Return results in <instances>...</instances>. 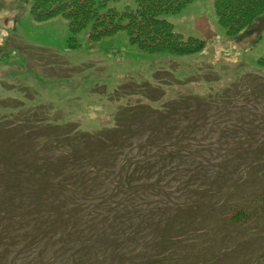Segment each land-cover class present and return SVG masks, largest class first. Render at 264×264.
Instances as JSON below:
<instances>
[{
    "label": "trees",
    "instance_id": "obj_1",
    "mask_svg": "<svg viewBox=\"0 0 264 264\" xmlns=\"http://www.w3.org/2000/svg\"><path fill=\"white\" fill-rule=\"evenodd\" d=\"M116 1L119 0H35L32 15L37 24H46L58 18L66 20L73 36L92 27L90 39L95 43L127 33L130 44L150 56L188 57L203 52L205 45L200 39L184 41L174 27L164 20L165 16L180 14L197 0H139L137 10L124 13L108 9V4ZM215 14L227 37L240 40L241 35L251 33L254 26L263 24L264 0H217ZM258 65L264 68V59ZM211 66L215 71L222 67V63L216 66L215 62ZM239 69L236 68L237 71ZM204 72L210 75L215 73L202 70L198 74ZM247 74H250L249 77L262 76ZM225 79L222 84L226 88L212 92L202 100L188 96L184 90L194 80L184 88L174 81L176 90L171 89L167 96L161 92L157 101L159 108L145 106L143 101L120 109L114 116L113 128H103L94 134L83 130L75 122L72 125L77 124L76 127L67 130L57 128V134L51 133L52 141L47 137L48 133L44 139L38 136L41 128L23 129L18 137L9 136L7 150L0 151V161L4 163L10 157L16 162L20 161L15 173L7 169L8 173L5 171L10 179L8 190L16 191L14 197L8 194L11 197L10 205L15 207V212H20L22 207L27 208L17 223L16 237H34L38 231L37 224H41L43 219L48 220L51 212H56L59 220L69 226L68 243L72 236L80 241V245L74 249L69 247L72 254L81 255L91 247L96 248V244L102 246L105 243H95L104 235H100L98 240H90L92 235L83 234L80 229L85 219L97 211L103 221L94 222L93 225L110 224L109 228H114L112 237L116 241L110 244V251L94 260L81 261L79 257L81 264H112L116 260L120 261L119 264H166L167 261L175 264L185 257L190 264H226L229 259L240 255L239 250H248L247 246L238 249L221 247L218 250L237 236L233 231L218 233L214 230L216 237L221 236V241L210 238L212 221L209 215L234 203L238 192L237 185H232L228 191H218L208 182H231L225 177L229 173H242L243 180L264 181V139L255 147L250 137L243 138L238 133L244 132L245 128L251 131L261 129L259 123L262 122L257 118L264 114L258 115L255 108H262L263 111L264 108L261 103H256L254 105L258 107H254L252 114H249L251 116L242 122L241 117L236 119L237 122L231 120L232 115L247 112L243 108L246 105L243 92L250 91V88L242 81L232 80V76ZM208 84L204 85L203 90L210 88ZM141 90L137 88L135 96H148ZM260 91L264 93V85ZM259 97H256L257 101ZM185 104L189 105L188 108L195 106L192 113L184 114L187 125L173 126L172 122L179 121L183 116L182 106ZM215 106H220L225 112L229 123H219L222 111L215 112ZM248 118L253 120L252 124H246ZM213 124L216 127L222 125L223 132L229 129L228 134L210 133ZM174 129H177V133L172 138ZM48 130L52 132L53 129ZM8 131L10 129L0 121V133ZM232 134H237L238 138L231 139ZM144 136L148 137L138 139ZM22 137L26 141L19 139ZM17 142H23L31 148L26 150L27 155L20 154L13 159L8 149ZM238 145L248 148L244 154L249 157L241 159L237 155ZM32 146H37L39 152ZM49 146L53 147L51 152L60 154L56 157L58 160L44 157ZM80 152L84 155L79 158L90 159L86 163L93 167L80 170L77 165ZM35 157L36 160H29ZM240 159L243 162H239ZM102 178L106 181L104 184L96 182ZM106 184L107 193L103 191ZM30 193L42 196L35 200L36 205L29 198ZM76 195L86 200L85 205L89 210L76 201ZM217 195L222 197L216 200ZM255 195L258 197L253 205L247 204L243 198L241 203L234 204L233 212L219 213L217 218L239 233L243 231L255 237L258 239L256 243H264V187L256 191ZM97 197L100 198L97 205L86 204L92 203ZM61 198L68 199L71 205L67 206ZM64 206L67 209L62 212ZM4 213L0 211V223ZM28 217L35 226L30 230H22V221ZM208 217L209 222L206 223ZM173 223H177L174 228ZM156 229L159 233H156ZM39 237L40 233L37 235ZM43 241L46 245L57 247L56 259L59 260L63 256L67 233L50 236ZM247 244L249 246L251 242ZM10 246V236H5L4 229L0 228V264H34L45 251V246L18 243L15 251L8 256ZM129 246H141L143 251L128 256L120 252L122 247ZM258 250L255 259L243 264H264V247ZM7 256L9 262L5 263ZM68 260L72 264H78L79 261L78 258ZM54 262L51 260L46 264Z\"/></svg>",
    "mask_w": 264,
    "mask_h": 264
},
{
    "label": "rangeland",
    "instance_id": "obj_2",
    "mask_svg": "<svg viewBox=\"0 0 264 264\" xmlns=\"http://www.w3.org/2000/svg\"><path fill=\"white\" fill-rule=\"evenodd\" d=\"M138 1L119 0L110 2L108 9L118 13H124L127 10L135 11L138 8ZM216 1L197 0L180 14L164 17V20L174 27L175 32L184 41L200 39L205 45L200 54L172 58L143 54L137 47L130 44L127 33H120L115 37L95 43L90 39V35L93 34L92 27L73 36L69 23L64 19L58 18L46 24H37L32 15L35 0H0V121L10 129L8 133H0V151L7 150L9 136L18 137L23 129L41 128L38 136L41 135L44 139L48 133L47 137L52 141V134L59 132L56 130L57 128L67 130V128L76 127L79 124L83 130L91 134L100 132L103 128H111L114 124V116L120 109L134 106L143 101L145 106L159 108L160 104L157 101L161 92L167 96L171 89L176 90L173 87L174 81L184 88L188 82L194 80L193 84L184 90L188 96L195 97L197 100H202L212 92L226 88L227 86L222 84L226 81L225 77L232 76V80L242 81L244 85L250 88V91L243 92L246 96L244 100L246 105L243 108L247 112L242 111V113L232 115L231 120L235 122H237V118L241 117L242 122L247 116H251L249 114H252L254 107H258L254 105L256 103H261V107L264 108V103H262L264 93L260 91L264 85V68H260L258 65L259 61L264 59V22L262 25L259 23L254 26L251 33L241 35L240 40L229 39L225 29L218 24L215 14ZM258 27L259 29H257ZM215 62L216 66L222 63V67L214 71L211 65ZM237 67H240L239 71L236 70ZM202 70L215 73L210 75L209 72H204L199 75V71ZM247 73L262 76L249 77L250 74ZM201 79L205 81L200 82ZM206 84L210 88L203 90ZM137 88H141L140 92L144 91L148 96H135ZM256 97H259V101ZM188 107L187 104L182 106L183 116L180 117L179 121H173V126L175 124L187 125L188 122L185 120L184 114L192 113L191 110H195V106ZM215 108L217 109L215 112L222 111L220 106H215ZM255 109L258 111V115L264 114L262 108ZM224 114L225 112L222 111L220 124L229 123ZM257 119L262 122L259 123L261 129L251 131L245 128L244 132H238L243 138L250 137V142L255 147L259 145L261 139H264V115L258 116ZM252 121L251 118H248L246 124H252ZM75 122L77 124L72 125ZM146 124L148 125L147 122ZM48 129L53 130L49 132ZM228 131L229 129L223 132L222 125L216 127L213 124L210 128V133L215 132L221 135L228 134ZM176 133L177 129H174L172 138ZM147 137H138V139L144 140ZM230 138L234 139L238 136L232 134ZM19 139L26 141L24 137ZM65 144L66 142L63 143V145ZM29 148L31 146L17 142L8 151L14 157L13 159H16L17 156H21L20 154L27 155L28 151L26 150ZM32 148L39 152L37 146H32ZM236 148H238L237 155L241 159L249 157L244 154L248 149L246 146L238 145ZM51 149L53 147L49 146L46 155L43 154L41 157L58 160L56 157L60 154L51 152ZM83 155V152L79 153L77 165L80 170L85 171L93 165L86 163V160L90 159L79 158ZM36 159L37 157L29 160ZM241 159L239 162H243ZM18 164L20 161L16 162L11 157L4 163L0 161V202H3L0 211L5 212L0 228L4 229L5 236L9 235L11 238L8 256L12 251H15L18 243L27 246H45L41 259H38L34 264H46L51 260L55 261L52 264L61 262L62 264H72L68 258H78L79 260L80 257L81 261L94 260L102 253L111 250L110 244L116 241L112 237L114 236V228H109L110 224L93 225L94 222L103 221L99 218L97 211L85 219L80 229L83 234L92 235L90 240L94 238L98 240L100 235H104V238H100L95 243L100 245L102 241L105 243L102 246L96 244V248L91 247L81 255L72 254L69 247L74 249L80 245V241L77 237L72 236L68 243L69 226L64 225L59 220L60 217L56 215V212H51L48 220L43 219L41 224H37L38 231L34 237L25 238L19 235L17 240L15 234L17 223L23 218L21 213L27 208L22 207L20 212H15V207L10 205L11 197L8 194L14 197L16 191L8 190L10 179L6 176L5 171L7 169L9 172L15 173ZM96 167L98 166L96 165ZM244 167H246L245 164ZM225 177L231 182L223 183L221 180H210L208 183H211L212 187L218 191H228L232 185H237L238 193L234 203L209 215L212 221L209 228L212 229L210 238H213L214 241H221V236L216 237L214 230L218 233L233 231L237 236L232 238L226 246H220L218 250L221 247L236 249L243 246L249 247L246 251L239 250L240 255L234 259H229L226 263L243 264L252 258L255 259L259 252L258 249H262L264 243L260 241L256 243L255 241L258 239L249 236L248 233L244 234L243 231L239 233L221 223L217 217L222 212H233L235 210L234 204L241 203L243 198L247 204L253 205L252 203L256 202L258 197L255 195L256 191L263 189L264 181L261 179L243 180L242 173H229ZM241 181L244 182L240 183ZM96 182L104 184L106 181L102 178L97 179ZM3 191H5L4 195ZM103 191L108 192L107 184L103 186ZM221 197V195H217L215 199L219 200ZM29 198L36 205L35 200L42 198V196L39 193L34 195L30 193ZM61 201L67 206L71 205L66 198H61ZM76 201L82 204L86 210H89L85 205L86 200L82 196L76 195ZM99 202L100 198L97 197L92 203L87 202L86 204L95 206ZM67 206L62 208V212L67 209ZM174 213L172 209V214ZM209 217L206 223L209 222ZM175 224L177 223H173L172 228L175 227ZM34 226L35 223H32L28 217L22 221L20 228L30 230ZM62 226L66 228L62 229ZM106 228L109 229L106 231ZM38 233H40L39 238H37ZM64 233H67V242L64 244L63 256L57 260V247L51 246V244L46 245L45 240L43 242L41 240ZM156 233H159V230L156 229ZM250 242L251 244L248 246L247 243ZM214 250L215 248H213ZM141 251H143L141 246L122 247L120 250L125 255H136ZM8 256L5 263L9 262ZM119 263L120 261L116 260L112 264ZM78 264H81L80 260ZM166 264H169V261ZM175 264H190V261L185 257Z\"/></svg>",
    "mask_w": 264,
    "mask_h": 264
}]
</instances>
